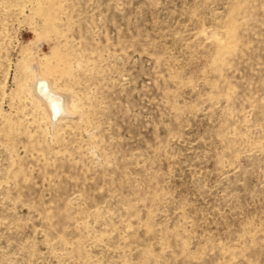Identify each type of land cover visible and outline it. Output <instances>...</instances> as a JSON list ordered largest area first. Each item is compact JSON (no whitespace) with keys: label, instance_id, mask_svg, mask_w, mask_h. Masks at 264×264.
Segmentation results:
<instances>
[{"label":"rangeland","instance_id":"obj_1","mask_svg":"<svg viewBox=\"0 0 264 264\" xmlns=\"http://www.w3.org/2000/svg\"><path fill=\"white\" fill-rule=\"evenodd\" d=\"M0 264H264V0H0Z\"/></svg>","mask_w":264,"mask_h":264},{"label":"bare ground","instance_id":"obj_2","mask_svg":"<svg viewBox=\"0 0 264 264\" xmlns=\"http://www.w3.org/2000/svg\"><path fill=\"white\" fill-rule=\"evenodd\" d=\"M35 91L50 108L54 120L69 113L64 96L55 92L48 81L37 78Z\"/></svg>","mask_w":264,"mask_h":264}]
</instances>
